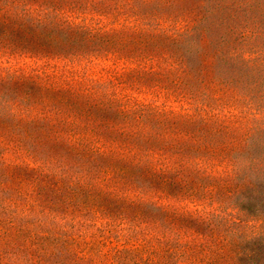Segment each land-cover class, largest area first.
<instances>
[{"label": "rangeland", "instance_id": "1", "mask_svg": "<svg viewBox=\"0 0 264 264\" xmlns=\"http://www.w3.org/2000/svg\"><path fill=\"white\" fill-rule=\"evenodd\" d=\"M157 1L143 3L141 9L168 13ZM122 3L25 0L22 6L29 5L33 17L28 18L43 14L47 23L46 7L57 4L69 20L86 26L114 29L127 19L140 27L148 24L119 13L126 10ZM22 10L0 0V18ZM148 22L146 27L159 24ZM8 38H0V117L5 116L0 118V235L9 231L17 237L0 240V264H131V249L147 258L141 264H166L169 249L179 254L180 264H201L197 257L185 259V250L189 245L199 249L207 240L171 232L182 214L209 216L230 231L260 229V217L236 202L222 201L225 195L219 199L209 187L169 189L146 178L149 172L173 168L180 156L171 152L172 146L194 140L196 130L184 126L178 100L135 85L140 64L116 56L131 49L124 39L107 45L57 39L51 47H36ZM224 121L233 131L221 141L238 142L250 128ZM210 170L192 172L193 178L208 182ZM42 172L54 176L52 183H73L84 193L69 198L76 200L71 205L51 200L50 192L35 187L33 175ZM20 230L63 233L72 255H54L50 261L25 251Z\"/></svg>", "mask_w": 264, "mask_h": 264}, {"label": "trees", "instance_id": "2", "mask_svg": "<svg viewBox=\"0 0 264 264\" xmlns=\"http://www.w3.org/2000/svg\"><path fill=\"white\" fill-rule=\"evenodd\" d=\"M2 1L23 9L0 18V38L9 37L10 42L28 40L36 47H51L57 39L74 45L116 44L124 39L125 48L131 46L133 51H117L116 56L140 64L135 69L140 75L135 85L152 92L161 90L178 100L183 105L184 126L191 125L197 137L172 146L171 152L180 156L173 168L149 172L146 178L169 189L209 187L218 198L225 195L222 201L236 202L262 221L258 231L243 233L230 231L209 216L182 214L178 224L173 222L171 232L199 234L208 243L201 242L199 249L189 245L185 259L194 261L197 257L201 264H264V0H158L169 12L151 14L141 9V4H150L151 0H122L126 10L119 13L138 21L157 20L159 24L146 27L150 23L147 21L140 27L127 19L114 29L69 20L57 4L45 9L50 23L45 22L43 14L34 20L29 5L22 6L25 0ZM224 120L235 125L247 123L250 128L238 142L221 141V136L232 135L233 131ZM208 168L211 170L206 177L211 180L193 178L194 172ZM36 175L35 187L50 192L51 200L71 205L76 200L69 198L84 193L73 183H52L54 176L49 172ZM23 231L25 251L50 261L54 255H72L63 233ZM5 234L0 240L17 237L16 232ZM167 252L166 264H180L177 252ZM128 255L133 257L131 264L147 263L138 249L128 250Z\"/></svg>", "mask_w": 264, "mask_h": 264}]
</instances>
